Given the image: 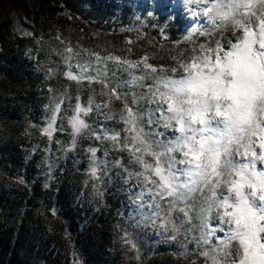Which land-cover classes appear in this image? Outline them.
Wrapping results in <instances>:
<instances>
[{
  "label": "snow or ice",
  "instance_id": "1",
  "mask_svg": "<svg viewBox=\"0 0 264 264\" xmlns=\"http://www.w3.org/2000/svg\"><path fill=\"white\" fill-rule=\"evenodd\" d=\"M187 4L192 16L200 18L194 20L200 24L198 34L212 39L189 50L187 58L179 52L182 59L172 58L178 67L154 66L146 55L133 61L66 49L72 54L65 57L69 69L79 68V75L66 72L69 79L110 89L100 92L107 96L103 104L91 95L82 106L79 94L77 103L69 104L72 147L91 127L83 117L94 106L97 115L123 125L92 135L111 142L114 151L127 152L130 163L138 165L132 171L125 168L127 179L141 185L136 199L155 209L154 226L171 233L167 238L173 241L191 235L189 242L195 241L203 264H264V0ZM196 34L188 36L189 43ZM110 62L128 79L113 81ZM113 98L121 108H110ZM62 103L50 105L43 129L50 140ZM98 151L89 148L90 175L97 180ZM115 164L122 166L119 159ZM177 212L182 218L174 217ZM185 224L192 226L185 229Z\"/></svg>",
  "mask_w": 264,
  "mask_h": 264
},
{
  "label": "trees",
  "instance_id": "2",
  "mask_svg": "<svg viewBox=\"0 0 264 264\" xmlns=\"http://www.w3.org/2000/svg\"><path fill=\"white\" fill-rule=\"evenodd\" d=\"M6 1L0 0V7ZM71 1L41 0L27 38L14 33L11 23L0 17V264H203L199 254L179 255L184 246H194L191 235L185 240L181 234L165 251L155 250L151 239L142 237L140 232L146 235L158 227L152 224L155 209L139 201L130 213L126 210L140 190H133L136 179H127L125 168L132 171L138 165L130 163L127 152L114 151L111 142L92 135L123 125L97 115L93 106L83 117L91 127L73 148L67 120L69 104L77 103V94L82 106L91 95L103 104L107 96L100 92L110 90L66 76L69 70L79 75L78 67H68L65 57L72 55L66 52L68 47L133 61L146 55L148 63L170 69L177 67L173 57L182 59L178 56L182 48L174 45L183 38L178 24L169 23L168 41L159 45L154 36L111 33L91 24L87 16L70 21L61 3L71 9ZM76 1L85 11L96 8V0ZM70 62L76 64L75 59ZM109 67L113 81L128 79L111 62ZM54 100L63 103L50 140L43 129ZM121 107L113 98L110 108ZM92 147L99 149L97 160L102 162L98 180L90 175ZM117 159L121 167L116 166ZM173 215L182 218L181 213Z\"/></svg>",
  "mask_w": 264,
  "mask_h": 264
},
{
  "label": "rangeland",
  "instance_id": "3",
  "mask_svg": "<svg viewBox=\"0 0 264 264\" xmlns=\"http://www.w3.org/2000/svg\"><path fill=\"white\" fill-rule=\"evenodd\" d=\"M41 0H7L0 7V17L11 23L13 32L21 37H29V32L33 25L34 12L37 10ZM81 3V2H80ZM96 8H89V12L85 11L78 1L72 0V8L69 9L66 3H61L66 8L64 15L71 21L73 17L83 19L87 16L91 24L98 25L102 29H110L111 33H118L124 35H141L146 34L157 37L156 42L159 45H164L168 41V25L169 23H177L183 34L180 42H175L176 47L182 48L187 58L188 51L193 47H198L199 44L205 43L206 40L212 39L210 37L200 36L198 29L199 23H194V18L189 11L187 0H96ZM195 9V6H192ZM193 32H197L193 36V42H188V36ZM27 33V35H25ZM230 35V33H225ZM220 33H216L218 38ZM214 43V40H213ZM178 67V65H176ZM103 119L100 120L102 123ZM141 185L136 181L134 191H139ZM148 196V195H147ZM150 197L144 198L148 201ZM139 200L130 201L126 205L128 213L136 206ZM213 224L217 223L212 221ZM142 237L153 243L156 250L161 249L165 251L173 244V240L167 237L159 227L150 231L146 235L140 232ZM179 255L184 257H191L198 254L196 251V244L188 247L184 246L179 250Z\"/></svg>",
  "mask_w": 264,
  "mask_h": 264
},
{
  "label": "built area",
  "instance_id": "4",
  "mask_svg": "<svg viewBox=\"0 0 264 264\" xmlns=\"http://www.w3.org/2000/svg\"><path fill=\"white\" fill-rule=\"evenodd\" d=\"M162 230V229H161ZM163 231V230H162Z\"/></svg>",
  "mask_w": 264,
  "mask_h": 264
}]
</instances>
